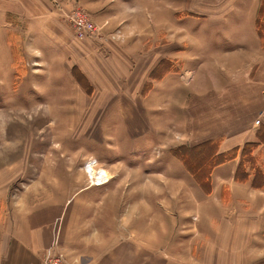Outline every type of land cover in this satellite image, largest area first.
I'll use <instances>...</instances> for the list:
<instances>
[{
  "label": "rangeland",
  "instance_id": "1",
  "mask_svg": "<svg viewBox=\"0 0 264 264\" xmlns=\"http://www.w3.org/2000/svg\"><path fill=\"white\" fill-rule=\"evenodd\" d=\"M25 1L38 15H30L27 7L22 10L30 17L24 16V20L22 14L12 17L0 13V172H9L11 177L15 172L28 182L39 172L41 163L48 180L56 174L54 163L67 164L62 178L71 185L64 186L63 192L70 193L76 189V178L90 183L88 162L92 167L96 164V180L103 175L100 163L116 166L121 173L131 165L128 171L137 174V183L143 187L144 229L147 226L150 230V206H156L158 197L159 250H169L174 244L175 259L187 264H194L187 257L191 254L200 255L198 260L204 257L205 264H264V248H231L227 237V248L208 250L205 257L203 249L192 247L190 254V243L206 244L210 235L187 214L193 205L186 191L190 178L183 162L178 158L173 161L172 155L186 156L190 165H195L192 158L199 161L204 156L192 153L191 158L183 150L191 129L190 122L183 119V109L189 107L163 104L161 94L157 100L150 93L159 81L155 77L160 70L152 73V61L157 52H166V0ZM7 2L0 0V4ZM179 7L176 14L169 9L168 16L175 18L174 34L181 39L183 31L178 23L185 11ZM77 13L82 28L73 22ZM28 22L37 25L29 35L41 38L39 46L24 31ZM177 44L175 51L180 49ZM174 69L179 71L180 67L175 63ZM182 75L179 72L175 80L183 81L179 78ZM200 122L195 129L205 131L206 122ZM118 175L124 177L120 173L112 176ZM112 189L105 196L81 191L75 200L91 193L97 200L93 209L99 211L109 198L128 196L129 190ZM246 237L240 232L237 244L246 246Z\"/></svg>",
  "mask_w": 264,
  "mask_h": 264
},
{
  "label": "crops",
  "instance_id": "2",
  "mask_svg": "<svg viewBox=\"0 0 264 264\" xmlns=\"http://www.w3.org/2000/svg\"><path fill=\"white\" fill-rule=\"evenodd\" d=\"M25 2L9 0L8 4H0V13L2 16L10 13L12 17L22 14V20L24 16L38 15ZM261 6L262 0H166V52H157L152 68L156 69L166 59L172 69L153 84L150 93L157 100L161 94L163 104L189 107L183 109V119L191 126L183 150L191 158L192 153L204 156L199 161L192 158L195 165H190L186 156L183 159L176 153L172 155L173 161L178 158L183 162L186 177L190 178L191 185L186 191L193 205L187 214L205 235H210L206 244L190 243V254L194 247L203 249L206 257L208 250L227 248L224 245L227 239L232 243L228 246L231 248H264V244H256V241L264 243V187L251 184L256 170L263 176L257 179L264 181V118L262 125L253 124L263 107L264 13L260 15ZM26 7L30 15L22 10ZM178 7L185 11L178 23L183 31L181 39L174 34L175 18L168 16L169 9L176 14ZM26 25L24 31L28 38L39 46L41 38L29 35L37 25L30 22ZM176 41L180 47L177 51ZM175 63L179 71L174 69ZM179 72L183 73L179 77L183 81L175 80ZM202 105L208 107H196ZM200 120L206 122L203 133L195 129L202 123ZM248 143L256 144L251 152L254 163L245 161L242 168L248 179L236 180L241 152ZM235 148H238L235 158L207 171L212 157ZM98 165L108 174L107 178L96 182L90 177L87 184L86 178H76V189L70 193L63 192L64 186L71 185L68 179L62 178L67 164L54 163L52 168L56 174L48 180L43 176L45 166L41 163L37 167L39 172L28 182L24 176H15V172L13 177L9 172H0V264H41L50 252L62 255L68 264L188 263L175 259L174 244L169 250L166 247L161 248L164 252L159 250L157 195L156 206H150V230L142 227L143 187L137 183V174L128 171L131 165L123 173L113 165ZM115 173L124 177L112 176ZM237 176L243 177V173L238 172ZM114 186L126 187L128 196L119 200L109 198L99 211L93 209L97 200H93L91 193L75 200L81 191H95L105 196ZM171 230L174 233V227ZM240 232L247 235L246 246L237 244ZM166 233L169 234V229ZM168 241H171L169 236ZM199 256L187 255L189 261L192 258L191 263L205 264L204 257L198 260Z\"/></svg>",
  "mask_w": 264,
  "mask_h": 264
},
{
  "label": "trees",
  "instance_id": "3",
  "mask_svg": "<svg viewBox=\"0 0 264 264\" xmlns=\"http://www.w3.org/2000/svg\"><path fill=\"white\" fill-rule=\"evenodd\" d=\"M264 13V0H262V6H261V9H260V15ZM159 67H160V70H159ZM172 66H170V63L169 61L167 60H164L162 62H160L159 66L153 70L152 73H156L155 70H159L156 74V79L157 80H160L162 79V77H164V75L170 70L172 69L171 68ZM256 147V144L254 143H248V144H245L243 149H242V152H241V159H240V166L239 168L237 169V172H236V180L237 179H241V180H246L248 179V175L245 174L243 168H242V165L245 161H248L250 162V164H253L254 161H253V158L251 156V152L252 150ZM238 154V148H235V149H232L230 151H227V152H224V153H220L218 155H215L214 157H212L209 161H208V164H207V171L209 172L213 166L217 165V164H220V163H223L229 159H232V158H235ZM238 172H242L243 173V177H239L237 176V173ZM258 176H261V173L258 172V170H256V174L254 175V177L252 178V181H251V184L252 186L254 187H259V188H262L264 187V181H259V179H257ZM260 177V178H261ZM262 179V178H261Z\"/></svg>",
  "mask_w": 264,
  "mask_h": 264
},
{
  "label": "built area",
  "instance_id": "4",
  "mask_svg": "<svg viewBox=\"0 0 264 264\" xmlns=\"http://www.w3.org/2000/svg\"><path fill=\"white\" fill-rule=\"evenodd\" d=\"M79 14L77 13L74 18H73V22L75 23V27H79V28H82L81 27V21H77V19H80L79 18ZM81 23V24H80ZM89 29V31H93V29L91 28H87ZM80 35H83L82 33H79ZM261 100H262V103H263V107H262V110L259 112L257 118L254 120L253 124L254 126H260L262 125V122H263V118H264V85L261 89ZM93 178V177H92ZM97 182V180H95ZM41 264H68L66 259L58 254V253H54V252H50V253H47L43 258H42V261H41Z\"/></svg>",
  "mask_w": 264,
  "mask_h": 264
},
{
  "label": "bare ground",
  "instance_id": "5",
  "mask_svg": "<svg viewBox=\"0 0 264 264\" xmlns=\"http://www.w3.org/2000/svg\"><path fill=\"white\" fill-rule=\"evenodd\" d=\"M93 164V163H92ZM91 164L89 163L88 165V173L90 174L91 177L95 176L96 177V169L95 167H92L90 166ZM94 169V170H93ZM100 173H103V172H100ZM94 178V177H93ZM106 178V174L103 173V175L101 174L100 175V178L99 179H104Z\"/></svg>",
  "mask_w": 264,
  "mask_h": 264
}]
</instances>
